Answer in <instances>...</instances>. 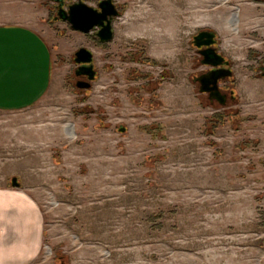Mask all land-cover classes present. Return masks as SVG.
Instances as JSON below:
<instances>
[{"label":"rangeland","instance_id":"rangeland-1","mask_svg":"<svg viewBox=\"0 0 264 264\" xmlns=\"http://www.w3.org/2000/svg\"><path fill=\"white\" fill-rule=\"evenodd\" d=\"M112 1L99 42L54 18V0H0V24L54 50L46 93L0 114V157L19 159L10 170L42 214L31 264H264V0ZM199 30L227 61L223 104L192 81L210 68ZM81 46L87 88L75 86Z\"/></svg>","mask_w":264,"mask_h":264},{"label":"crops","instance_id":"crops-1","mask_svg":"<svg viewBox=\"0 0 264 264\" xmlns=\"http://www.w3.org/2000/svg\"><path fill=\"white\" fill-rule=\"evenodd\" d=\"M53 51L34 28L0 24V114L30 107L46 93L53 81ZM15 136L18 152L19 135ZM8 141L0 140V153L8 154ZM14 160L10 165L8 155L0 157V264H31L41 248L42 214L10 170L17 169L19 159ZM13 176L17 186L10 185Z\"/></svg>","mask_w":264,"mask_h":264},{"label":"water","instance_id":"water-1","mask_svg":"<svg viewBox=\"0 0 264 264\" xmlns=\"http://www.w3.org/2000/svg\"><path fill=\"white\" fill-rule=\"evenodd\" d=\"M56 2V12L54 18L65 21L72 30L83 33L91 32L99 42H105L111 39L112 18L118 11L112 0H98L95 7L86 4L82 0H76L62 6L63 0H54ZM193 46L200 55V63L210 68L194 76L192 81L197 82V90L207 94L209 99L216 100L219 104L225 101V94L218 90L217 81L230 74L229 69L220 67L227 61L221 54L215 51L211 46L214 43V33L210 30H199L191 39ZM92 54L85 47H78L73 52V61L76 64L75 75H84L85 79L75 81L78 88H87L94 77V69L91 63ZM123 130V127H118ZM10 185L17 186L18 182L13 176L10 178Z\"/></svg>","mask_w":264,"mask_h":264},{"label":"flooded vegetation","instance_id":"flooded-vegetation-1","mask_svg":"<svg viewBox=\"0 0 264 264\" xmlns=\"http://www.w3.org/2000/svg\"><path fill=\"white\" fill-rule=\"evenodd\" d=\"M81 77H85L84 75H80Z\"/></svg>","mask_w":264,"mask_h":264}]
</instances>
